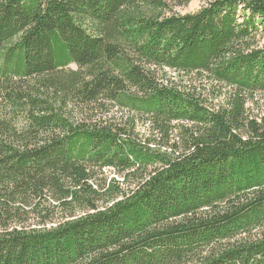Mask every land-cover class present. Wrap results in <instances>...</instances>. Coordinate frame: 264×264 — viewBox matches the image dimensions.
Wrapping results in <instances>:
<instances>
[{
	"label": "trees",
	"instance_id": "16d2710c",
	"mask_svg": "<svg viewBox=\"0 0 264 264\" xmlns=\"http://www.w3.org/2000/svg\"><path fill=\"white\" fill-rule=\"evenodd\" d=\"M191 1L0 0V264H264V0Z\"/></svg>",
	"mask_w": 264,
	"mask_h": 264
},
{
	"label": "rangeland",
	"instance_id": "374dc122",
	"mask_svg": "<svg viewBox=\"0 0 264 264\" xmlns=\"http://www.w3.org/2000/svg\"><path fill=\"white\" fill-rule=\"evenodd\" d=\"M208 0H192L188 5H185V6H177L175 7V12L176 13H179V14H188V13H193V12H196L198 11L203 5L206 4ZM77 66L76 65H72V68H76ZM169 75L170 76H173L174 73H172L171 71H169ZM113 111H114V114H117V115H121V112L122 111H118V108H113ZM125 112V111H124ZM139 128H143V126H141L139 124ZM106 177L109 179V178H112V177H117L120 181H123L122 177L118 174H116L114 171L112 170H108L106 172ZM110 181V179L108 180ZM132 184V183H131ZM127 185V184H126ZM125 185V186H126Z\"/></svg>",
	"mask_w": 264,
	"mask_h": 264
}]
</instances>
